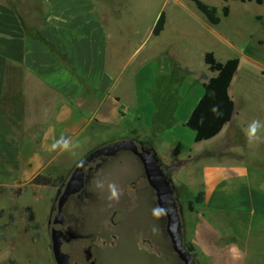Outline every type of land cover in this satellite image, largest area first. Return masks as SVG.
<instances>
[{
  "label": "crops",
  "instance_id": "0c3cea01",
  "mask_svg": "<svg viewBox=\"0 0 264 264\" xmlns=\"http://www.w3.org/2000/svg\"><path fill=\"white\" fill-rule=\"evenodd\" d=\"M39 1L34 31L0 2V188L18 200L46 195L51 209L61 187L34 184L35 176L65 174L58 160L82 142L130 138L170 167L184 243L197 264H264V158L249 150L246 135L258 126L239 120L238 71L231 121L196 141L186 123L217 72L205 63L208 75L192 74L169 15L156 35L162 12L144 32L124 0ZM101 180L112 190L135 185Z\"/></svg>",
  "mask_w": 264,
  "mask_h": 264
},
{
  "label": "rangeland",
  "instance_id": "374dc122",
  "mask_svg": "<svg viewBox=\"0 0 264 264\" xmlns=\"http://www.w3.org/2000/svg\"><path fill=\"white\" fill-rule=\"evenodd\" d=\"M124 1L127 6L136 9V21L143 25L144 32L153 24L157 14L165 12L169 15L176 29L171 34L182 46L181 56L184 64L191 67L194 76L210 73L206 70L204 61L206 52H214L215 57L222 62L234 57L240 59L233 85V95L241 113L239 120L247 125L258 126L256 131H246V135L249 137V150L264 158V0L261 3L258 0H203L218 8L222 19L217 25L211 24L192 0ZM0 2L13 7L25 25L34 31L32 26L36 23L33 10L43 7L39 0ZM227 5L231 13L224 17L222 9ZM104 143L89 147V142L85 141L61 156L56 166L66 171L65 174L59 175L63 177V181H59L62 189L76 165L90 151ZM142 169L141 163L132 153L123 152L102 166L91 181L90 189L95 192L99 201L95 202V206L100 202L109 206L115 205L121 200L119 196L124 194L128 195L135 205L124 219L121 229L123 236L109 251L105 264H167L165 260H146L133 243L136 234H159V222L152 214H160V210L154 209L153 205L145 202L142 197H136L135 185L125 191L112 190L110 183L103 184L101 180L104 176L124 180L133 178L136 186L140 187L143 184V179L139 177ZM58 196L51 206V211L46 195L36 199L25 196L18 200L0 188V264H13L14 261L18 264H57L52 248L50 220L56 210ZM24 201H29L31 207L23 205ZM94 211L97 213L96 207ZM112 214L109 215V220L112 219ZM119 217L120 213L115 219Z\"/></svg>",
  "mask_w": 264,
  "mask_h": 264
},
{
  "label": "water",
  "instance_id": "95a60500",
  "mask_svg": "<svg viewBox=\"0 0 264 264\" xmlns=\"http://www.w3.org/2000/svg\"><path fill=\"white\" fill-rule=\"evenodd\" d=\"M123 152L132 153L144 170L147 182L153 187L157 203L167 218V229L175 251L184 264H197L186 248L181 218L170 179L162 171L159 158L151 147L127 138L109 141L90 151L73 169L60 191L56 210L51 219L52 248L57 264H94L95 252L89 242L72 240L64 231L65 208L70 199L82 193L91 181L94 164L101 159L116 158ZM100 165V164H98ZM83 242L84 245L83 246Z\"/></svg>",
  "mask_w": 264,
  "mask_h": 264
},
{
  "label": "flooded vegetation",
  "instance_id": "af4514ba",
  "mask_svg": "<svg viewBox=\"0 0 264 264\" xmlns=\"http://www.w3.org/2000/svg\"><path fill=\"white\" fill-rule=\"evenodd\" d=\"M113 159H101L96 162L91 172V181L96 177L99 169ZM160 165L162 171L167 175L166 169L161 163ZM139 177L143 179V184L140 187L135 184L136 197H142L145 202L152 204L154 209L158 208L160 214L155 212L152 214L159 222V234L155 235V232L136 234L133 237L136 249L146 260H155L157 262L165 260L167 264H184L174 249L167 229V218L157 203L154 189L147 182L143 169ZM91 181L82 193L73 196L68 202L65 208L63 229L70 239L83 240L91 244L96 258L94 264H105L104 261L107 259L109 251L115 247L123 236L121 229L124 219L135 205L129 197H122L115 205L109 206L104 202H100L95 206L94 204L98 201V198L95 192L90 189ZM95 207L97 208V213L94 211ZM111 213H113L112 219L109 220ZM119 213L120 217L115 219ZM84 242L83 246H85ZM143 264L152 263L144 262Z\"/></svg>",
  "mask_w": 264,
  "mask_h": 264
},
{
  "label": "trees",
  "instance_id": "16d2710c",
  "mask_svg": "<svg viewBox=\"0 0 264 264\" xmlns=\"http://www.w3.org/2000/svg\"><path fill=\"white\" fill-rule=\"evenodd\" d=\"M192 1L195 2L197 8L206 16L207 20L211 24L217 25L221 22L222 18L219 15V11L216 6L209 5L203 0ZM241 1L245 2L247 0ZM258 2L261 3L262 0H258ZM230 12L231 9L228 5L223 7L222 13L224 17L229 16ZM165 22L166 15L165 12H162L154 29V33L156 35L163 31ZM205 63L209 66L211 71L217 72V75L212 77L209 82L205 84L206 93L201 98L191 117L186 123V126L196 132V141L213 138L222 130L225 124L231 121L234 115L235 104L229 95V88L235 74L239 69L240 59L234 57L222 62L217 60L214 52L210 51L205 54ZM166 171L167 178L170 179L168 175V172L170 171L169 166L166 168ZM59 181H63L62 176L51 177L38 174L35 176L32 183L37 185L59 186ZM63 185H65V182ZM16 193L19 194L20 189H17ZM201 200L202 194H199L196 197V201L200 202ZM189 207L190 209H193L192 202L190 203ZM185 246L192 253L193 248L186 244ZM13 264L18 263L14 261Z\"/></svg>",
  "mask_w": 264,
  "mask_h": 264
}]
</instances>
